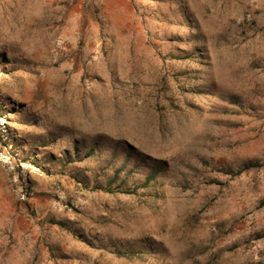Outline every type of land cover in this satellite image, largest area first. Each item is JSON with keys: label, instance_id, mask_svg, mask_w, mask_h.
Here are the masks:
<instances>
[{"label": "rangeland", "instance_id": "374dc122", "mask_svg": "<svg viewBox=\"0 0 264 264\" xmlns=\"http://www.w3.org/2000/svg\"><path fill=\"white\" fill-rule=\"evenodd\" d=\"M263 199L264 0H0V264H264Z\"/></svg>", "mask_w": 264, "mask_h": 264}, {"label": "trees", "instance_id": "16d2710c", "mask_svg": "<svg viewBox=\"0 0 264 264\" xmlns=\"http://www.w3.org/2000/svg\"><path fill=\"white\" fill-rule=\"evenodd\" d=\"M257 167H260V164L258 162H250V163H247V164H244L240 169L237 170V172L235 173L236 175L238 174H241L243 171H247V170H250V169H253V168H257ZM229 173V172H227ZM153 174H149L147 176V178L145 179V181L143 182V185H148L149 181H151L153 179ZM115 181V176L111 177L109 180H108V186H111V184ZM107 186V187H108ZM106 190H110V188H106ZM262 205H264V199L261 201Z\"/></svg>", "mask_w": 264, "mask_h": 264}]
</instances>
